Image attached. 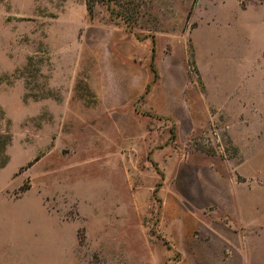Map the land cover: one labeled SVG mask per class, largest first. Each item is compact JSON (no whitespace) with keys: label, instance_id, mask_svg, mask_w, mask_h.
Wrapping results in <instances>:
<instances>
[{"label":"rangeland","instance_id":"1","mask_svg":"<svg viewBox=\"0 0 264 264\" xmlns=\"http://www.w3.org/2000/svg\"><path fill=\"white\" fill-rule=\"evenodd\" d=\"M117 3L0 0V264H264V0Z\"/></svg>","mask_w":264,"mask_h":264},{"label":"trees","instance_id":"2","mask_svg":"<svg viewBox=\"0 0 264 264\" xmlns=\"http://www.w3.org/2000/svg\"><path fill=\"white\" fill-rule=\"evenodd\" d=\"M85 1V8L86 11L88 13V15L91 17L93 12H94V8L97 4H107V6L110 8V3L121 8L120 5H118V3L116 4V1L118 0H84ZM122 11H111V15H113L115 18H122L124 17L125 14V7L121 8ZM126 19V18H125ZM151 70L153 71V73L155 72L153 70V67L151 66ZM156 78V75L154 76Z\"/></svg>","mask_w":264,"mask_h":264}]
</instances>
